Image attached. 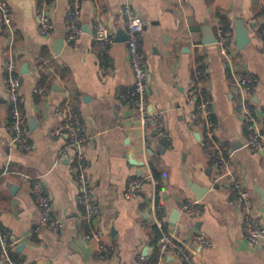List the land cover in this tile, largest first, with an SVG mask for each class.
Returning a JSON list of instances; mask_svg holds the SVG:
<instances>
[{"label":"crops","instance_id":"0c3cea01","mask_svg":"<svg viewBox=\"0 0 264 264\" xmlns=\"http://www.w3.org/2000/svg\"><path fill=\"white\" fill-rule=\"evenodd\" d=\"M76 1L81 4L82 34L73 45L68 41L67 12ZM126 1L50 0L54 27L43 35L38 17L41 0H7L15 34L0 32V223L11 231L16 260L24 264H137L141 257L156 261L158 228L184 243L195 262L264 264V242L252 244L247 239L242 205L228 179L220 178L218 152L232 153V168L252 190L255 213L264 223V149L245 146L248 132L237 112L240 95L217 34L222 22L219 11L226 14L235 34L239 27L248 31V44L243 49L236 44L233 60L239 71L258 76L251 108L264 131V0H131L145 23L141 46L148 67L150 109L163 112L171 136L168 144L158 139L153 125L146 141L133 107L120 98V92L134 83ZM98 21L114 34L106 49L94 36ZM209 28L216 42H204ZM10 51L22 79L25 119L37 142L32 151L12 145L8 131L4 68ZM39 85L44 93L36 91ZM193 93L212 99V135L188 101ZM69 99L80 111L86 171L100 209L93 223L86 220L79 203L81 187L74 163L59 155L68 138L55 131L67 124L63 111ZM130 157L144 165H134ZM144 177L143 189L127 199L128 185ZM37 180L65 222L59 231L41 225L33 195ZM188 200L198 201L199 215L182 210ZM93 229L114 246L112 252H97L96 241L86 237ZM199 233L212 244L198 243ZM160 264H183V260L169 250Z\"/></svg>","mask_w":264,"mask_h":264},{"label":"built area","instance_id":"2783aa9c","mask_svg":"<svg viewBox=\"0 0 264 264\" xmlns=\"http://www.w3.org/2000/svg\"><path fill=\"white\" fill-rule=\"evenodd\" d=\"M50 0H41V9L38 12L40 30L43 35L49 34L54 24L49 14ZM124 15L127 24V46L130 58L134 83L124 88L120 92V98L133 107L135 114L143 130V137L147 141L150 138L149 127L153 125L157 131L158 139L163 143H170L171 136L166 129L164 114L162 111H152L149 105V85L147 82L148 67L145 60V54L142 50V34L144 30V20L133 9L131 0L124 4ZM68 18V41L77 45L81 40L82 29L80 25L81 4L76 1L67 12ZM0 32L10 33L13 37L15 26L13 14L7 0H0ZM218 44L220 45L227 62L231 68L236 87L240 95V102L237 106V112L243 116V123L248 132V139L245 146L252 151L264 149V131L261 128V120L257 117L252 108V98L254 97L259 79L258 76L250 70L239 71L238 66L234 64V52L236 50V34L233 28L220 26L217 29ZM95 39L102 49H106L114 42V34L108 25L103 21H98L95 25ZM5 84L10 108L8 131L11 136V144L18 146L24 151H32L37 147V142L31 137L27 121L23 112L25 97L22 92V79L17 70V62L12 51L5 60ZM36 91L44 93L45 88L42 85L36 87ZM205 120L208 128V134H213L214 121L212 120V99L203 93H193L188 99ZM63 113L67 117V124L64 127L56 129L57 134H67L68 140L59 152L60 158H67L74 163V170L77 181L81 187L79 203L84 209V217L89 223H93L100 216V209L93 198V186L87 175V160L83 151V145L86 137L82 130V121L80 111L76 103L69 99L65 102ZM66 130V131H65ZM219 163L223 169L220 178H226L230 182L231 191L237 195L245 217L243 221V231L247 239L252 244L264 242V223L255 213V198L252 190L246 186L243 179L232 168V153L224 154L218 152ZM145 177L132 181L125 193L127 199L136 197L145 185ZM33 195L37 206L41 212V225L52 231H59L63 228L65 222L63 218L55 214L54 206L50 196L47 194L43 184L37 180L33 186ZM160 210V208L158 209ZM182 210L189 216H196L201 213L198 201L188 200ZM159 222V221H158ZM86 237L95 240L97 243V252L103 255L106 252H112L115 248L111 243L103 239L102 233L93 229L86 234ZM195 240L202 244L210 246L211 240L202 233L195 236ZM178 253L183 260V264H203L195 262L191 250L179 242L175 236L167 230H162L159 238V259L149 261L141 257L137 264H160L161 258L167 251ZM0 264H24L12 256L11 231L3 227L0 223ZM29 264H38L31 262Z\"/></svg>","mask_w":264,"mask_h":264},{"label":"water","instance_id":"95a60500","mask_svg":"<svg viewBox=\"0 0 264 264\" xmlns=\"http://www.w3.org/2000/svg\"><path fill=\"white\" fill-rule=\"evenodd\" d=\"M208 31H209V33H208L207 37L204 39V42L205 43L216 42L217 37H216L215 33L213 31H211L210 28ZM206 33H207V31H206ZM127 38H128V35H127ZM235 40H236L237 47L239 49H243L248 44V42L250 40L249 35H248V31L244 27L243 28L239 27V29L237 28ZM24 68H26V66H24ZM130 161H131V163H133L134 165H137V166L144 165L143 163L138 162L135 159H132V157H130ZM22 247H23V245L19 246V248H22Z\"/></svg>","mask_w":264,"mask_h":264},{"label":"trees","instance_id":"16d2710c","mask_svg":"<svg viewBox=\"0 0 264 264\" xmlns=\"http://www.w3.org/2000/svg\"><path fill=\"white\" fill-rule=\"evenodd\" d=\"M219 16L221 17V20H222L221 26H223V27H229V26H231V24H230V22H229L226 14L224 12L219 11ZM261 30L264 33V25H263V27H262ZM45 79H46V76H43V80L44 81H45ZM211 140H213V139H211ZM157 232H158V236L160 237L161 236V232H160V230L158 228H157ZM16 255L17 254L14 251H12V256H13L14 259H16Z\"/></svg>","mask_w":264,"mask_h":264}]
</instances>
